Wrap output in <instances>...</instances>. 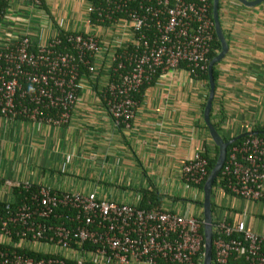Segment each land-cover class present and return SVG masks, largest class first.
Here are the masks:
<instances>
[{
  "label": "built area",
  "instance_id": "built-area-1",
  "mask_svg": "<svg viewBox=\"0 0 264 264\" xmlns=\"http://www.w3.org/2000/svg\"><path fill=\"white\" fill-rule=\"evenodd\" d=\"M13 4L39 10L42 0H0V19H13ZM210 5L211 0H86L82 30L49 24L43 40L34 41L24 28L0 46V117L67 124L81 81L103 63L100 99L113 123L129 128L142 84L181 66L194 76L196 69H206L214 35ZM219 172L220 191L261 200L264 135L248 134L234 143ZM180 173L186 186L198 187L207 175L204 151L187 158ZM14 187L21 199L13 209V193L0 200L5 204L0 264L199 262L202 220L192 212L141 207L95 191L56 190L28 180ZM211 246V264H226L233 254L243 258L233 264H264V234L242 219L213 217Z\"/></svg>",
  "mask_w": 264,
  "mask_h": 264
},
{
  "label": "crops",
  "instance_id": "crops-1",
  "mask_svg": "<svg viewBox=\"0 0 264 264\" xmlns=\"http://www.w3.org/2000/svg\"><path fill=\"white\" fill-rule=\"evenodd\" d=\"M84 1L42 0L39 11L59 22L70 15L76 20L82 17ZM12 9L14 20L0 19V46L26 27L34 41L43 40L24 23L26 7L13 4ZM218 16L228 49L214 65L210 120H221L220 134L231 138L264 124V0L252 6L219 0ZM104 78H83L71 118L63 126L0 117V200L11 198L13 185L28 180L56 190L95 191L136 205L142 204L144 193L154 192L160 206L172 209L177 204L176 211L199 215L202 189L186 186L180 167L196 151L209 156L215 152L202 119L205 79L183 66L160 72L143 88L134 120L123 128L113 123L100 99ZM73 157L77 168L80 161V169L88 172L85 177H98L95 188L73 177ZM211 200L214 218L242 219L246 227L264 234V195L246 201L215 185Z\"/></svg>",
  "mask_w": 264,
  "mask_h": 264
},
{
  "label": "water",
  "instance_id": "water-1",
  "mask_svg": "<svg viewBox=\"0 0 264 264\" xmlns=\"http://www.w3.org/2000/svg\"><path fill=\"white\" fill-rule=\"evenodd\" d=\"M242 4L252 6L262 0H238ZM219 0H211V19L213 22V30L216 39L219 42V50L207 61V84L208 91L205 103L202 109V119L207 128L210 139L217 147V154L213 165L211 166L205 180L202 183V199H201V214H202V259L201 264H211L212 260V212H211V191L212 183L216 178L226 157L227 146L234 142L239 137L245 134H257L258 131H250L238 134L227 140H224L210 120V110L214 96L215 80L213 78L212 69L215 63L220 61L227 52L228 45L226 38L222 32L219 16H218Z\"/></svg>",
  "mask_w": 264,
  "mask_h": 264
},
{
  "label": "trees",
  "instance_id": "trees-1",
  "mask_svg": "<svg viewBox=\"0 0 264 264\" xmlns=\"http://www.w3.org/2000/svg\"><path fill=\"white\" fill-rule=\"evenodd\" d=\"M219 7V5H218ZM210 14H211V5H210ZM219 50V42L218 40L216 39L215 37V34L213 35V40H212V45H211V50L209 51L208 55H207V60H209L217 51ZM215 65V64H214ZM195 72L197 73L196 76L198 77H202L205 79L206 81V84H207V70H203V71H199L198 69L195 70ZM212 74H213V78L214 80L216 79V71H215V68L213 66V69H212ZM146 86V83L142 84L141 87H140V93L139 94H136L135 95V98L136 99H139V96L143 90V88ZM220 123H221V120H218L217 122L215 121H212V124L213 126L216 128V130L219 132L220 131ZM255 130H257V135H264V124L261 125V126H257L255 127ZM220 134V132H219ZM221 135V134H220ZM248 134H245L244 136H246ZM222 136V135H221ZM244 136L242 137H239L238 139H236L234 142L230 143L228 146H227V150H226V156L228 154V151L230 149V147L240 141ZM222 138L224 140H227L229 139V137L227 136H222ZM214 148H215V152L212 156H209L205 151H204V155L206 156L207 158V174L211 168V166L213 165L214 161H215V158H216V154H217V147L214 145ZM207 176V175H206ZM203 183V182H202ZM202 183L199 185V188L201 189L202 188ZM218 184H221L223 185L222 181L220 180V172H218L216 178L214 179L213 183H212V188L215 186V185H218ZM224 191L226 192H229V190L227 188H224ZM12 193L14 195V198L12 200L9 201V205L11 207V209H13L15 207V205L20 201L21 199V194L19 193V189L18 188H12ZM148 194V195H147ZM149 200V204H146V201ZM158 201H159V197L156 193L154 192H148V193H144V196L142 198V204L141 205H138V206H141V207H150L151 205H159L158 204ZM152 203V204H151ZM199 204L201 206V201H199ZM4 202L0 201V212H4ZM211 212L213 214L214 212V204H213V201L211 200ZM201 215V213H200ZM202 216V215H201ZM213 218V216H212ZM200 232L202 233V225L200 227ZM201 253H202V246L200 248V254H199V262L197 264H201V259H202V256H201ZM212 260H213V248H212ZM234 262H238V263H243V258L242 257H237L235 254L231 255L228 260H227V263L226 264H233Z\"/></svg>",
  "mask_w": 264,
  "mask_h": 264
},
{
  "label": "rangeland",
  "instance_id": "rangeland-1",
  "mask_svg": "<svg viewBox=\"0 0 264 264\" xmlns=\"http://www.w3.org/2000/svg\"><path fill=\"white\" fill-rule=\"evenodd\" d=\"M85 6H86V0L84 1V4L82 5V10H81L82 17L79 19H76V20H75V18H73L74 16H71V15H70V17L65 16V19H62L61 22H59L60 20H57L56 18H53V20H52L50 17H44L42 15V12H40L38 9L34 8L31 11L29 10V11L23 12V14H22V15H24L23 17L27 19V22H24V21L23 22L29 26V30L31 32H33L34 34H39L40 36H43V35H45V33H47L45 28L48 27L49 24L52 27H59L61 29H64V28L70 29L73 26L79 24L78 26H80V30H82L83 27H85V25L82 22L85 19V14H84ZM48 12H49V10H48ZM52 31H53V29H52ZM49 32L50 31H48V33ZM102 65H104V64L102 63ZM102 65L100 66L99 71H97L93 77H90L89 82H96L98 80L97 78L105 77V69H103ZM70 159H72V158H70ZM70 159H69V161H70ZM76 160H77V157H73L72 161H70L73 165L76 166V169L74 170L75 174L73 177L79 179L81 183L82 182L84 183V181L88 180V184L91 185V188H95V185L98 182V177L95 175L89 176L91 179L85 177L86 175H88V172L84 171L83 169H80L81 168L80 167V161L78 163V168H77ZM100 184H101V182H100ZM167 203L168 202H166V204ZM169 205H170V202H169ZM172 209L177 210L178 209L177 204ZM201 215L199 214L198 216L202 220Z\"/></svg>",
  "mask_w": 264,
  "mask_h": 264
}]
</instances>
